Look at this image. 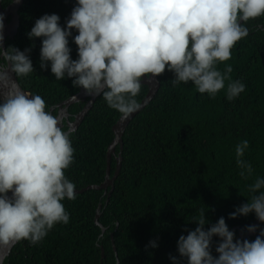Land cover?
I'll list each match as a JSON object with an SVG mask.
<instances>
[{"label":"trees","instance_id":"1","mask_svg":"<svg viewBox=\"0 0 264 264\" xmlns=\"http://www.w3.org/2000/svg\"><path fill=\"white\" fill-rule=\"evenodd\" d=\"M9 2L2 0V6ZM75 5L76 0H23L18 31L5 41L6 48L30 49L35 72L17 80L30 94L41 96L48 111L80 88L73 86L71 78L56 80L50 66L41 69V38L29 39L27 33L44 14H57L63 27ZM245 26L248 36L236 42L231 59L216 65L222 73L226 65L232 67L225 89L209 96L199 93L191 81L173 85L174 73L166 67L158 76L155 97L124 131L121 167L108 202L102 189L75 194L74 200L66 198L62 203L69 222L55 224L36 244L17 242L4 264H172L171 257L187 264L179 256L177 241L195 230L193 220L201 211L209 222L205 230L223 217L235 233L234 242L239 232L246 234V227L257 220L254 213L235 219L229 214L251 201L254 194L249 186L257 177L264 178V16L248 20ZM77 34L72 30V37ZM72 37L69 47L75 60L77 46ZM236 80L245 90L228 100L227 84ZM147 90L142 84L135 97L139 103ZM82 106L79 102L70 105V120ZM121 115L99 95L76 132L70 134L73 162L64 172L75 189L104 181L107 149L114 137L111 128ZM242 140L249 142L243 159L253 169L246 177L240 175L236 162V146ZM118 153L116 145L110 159L111 176ZM99 204L98 221L105 228L102 234L94 219ZM260 228L264 223L244 239L254 241ZM150 241L157 247L151 248ZM219 242L214 236V257H218L215 248Z\"/></svg>","mask_w":264,"mask_h":264},{"label":"clouds","instance_id":"2","mask_svg":"<svg viewBox=\"0 0 264 264\" xmlns=\"http://www.w3.org/2000/svg\"><path fill=\"white\" fill-rule=\"evenodd\" d=\"M264 16V0H76L70 17L61 27L57 14L36 19L27 33L41 38L40 67L50 66L55 79L71 78L74 87L90 95H102L107 105L124 118L136 112L135 97L143 80L174 73L173 85L192 82L196 90L214 96L225 89L232 72L222 73L217 62L231 59L236 42L248 36L245 22ZM0 14V45L4 36ZM72 30L78 32L72 37ZM69 37L77 46L71 58ZM30 49L0 46V246L21 240L40 242L57 223L67 224L62 203L74 200L75 184L64 170L73 162L70 132L63 121L46 110L39 95L21 91L13 80L35 72ZM151 74V75H149ZM245 90L239 80L227 84V99ZM31 97V98H29ZM247 140L236 146L240 175L252 174L243 159ZM251 201L237 207L230 219L254 213L264 223V178L249 186ZM11 193V196L8 193ZM201 211L197 227L177 241V251L187 264H264V228L254 241L236 239L225 219L209 223ZM249 225L246 231H257ZM220 242L211 254L213 237ZM156 248L157 243L150 241ZM172 264H179L171 257Z\"/></svg>","mask_w":264,"mask_h":264},{"label":"water","instance_id":"3","mask_svg":"<svg viewBox=\"0 0 264 264\" xmlns=\"http://www.w3.org/2000/svg\"><path fill=\"white\" fill-rule=\"evenodd\" d=\"M23 0H10V2L6 5V6H2V0H0V14H2L4 16V29H3V42H2V47H5V41L7 38H13L17 31H18V27H19V14H18V10L22 4ZM151 75V74H149ZM13 80L16 82L17 87L27 93L30 94L27 90L23 89L18 80L17 77L13 74L12 76ZM142 84L147 86V93L145 95V97L142 99V101L139 103L140 107L139 109L130 114L127 118H124L122 115L117 119V121L113 124L112 126V132L114 134L113 140L110 143V145L108 146L107 149V159H106V170H105V176H104V181H102L100 184H91L88 185L85 188L82 189H74L75 194H80L83 193L86 190L89 189H97V190H104V193L107 194V199L106 202H108L109 196L113 190L114 187V181L116 179V177L119 174L120 171V167H121V152L123 149V140H122V136L124 134V131L127 127V125L130 123V121L134 118V116L141 111L156 95L160 83L158 81V77L152 78V79H146L143 80L142 78ZM32 95V94H30ZM99 95H90L87 94L83 91L82 88H80V90L73 96L65 99L64 101H62L61 103L57 104L56 107H58V110L60 112V114L58 115L60 118L62 115L66 116L67 114V109L71 104H74L75 102L79 101L80 99H84V98H89L87 103L84 105L83 109L75 115L73 122L70 123L71 129L72 130H76L77 127L80 125V123L82 122L84 116L87 114V112L91 109L95 99L98 97ZM31 98V97H29ZM3 102V95L2 92H0V103ZM116 145H119V153L117 155V159H116V167H115V171L113 173V175L111 176L110 172V159H111V154L114 153V148ZM9 196H11V193H8ZM100 208H101V204L98 205L97 209H96V214H95V223L101 228V234L105 231V228L99 223L98 219L100 216ZM260 221L256 220L252 223V225H256L259 226ZM258 228V227H257ZM256 232V231H255ZM255 232L249 233L247 232L246 234H242L241 232H239L238 237L236 239H244L246 237H250L252 236ZM111 240H112V235H111ZM15 245V244H14ZM14 245H10L7 247H3L0 246V264H3L5 258L10 254L12 248ZM113 250L115 251V247L113 245ZM116 255V259H117V254L115 252ZM104 257V250L101 248V258ZM101 263V262H100ZM116 264H118V261L116 262Z\"/></svg>","mask_w":264,"mask_h":264},{"label":"flooded vegetation","instance_id":"4","mask_svg":"<svg viewBox=\"0 0 264 264\" xmlns=\"http://www.w3.org/2000/svg\"><path fill=\"white\" fill-rule=\"evenodd\" d=\"M88 99H89V98L86 97V98H84V99H80L79 101L75 102V103H78V102H79V103H82L83 106L79 109L78 112H76L75 114H73V119H72V120L69 119L70 114H69L68 109H69L70 106H69L68 109H67V114H66V116H64V115L61 116V119H62V121H63L62 127L64 128L65 131H69L70 134L73 133V132H76L77 129H76L75 131L72 130V129H71V126H70V123L73 122L75 115L78 114V113L83 109V107H84V105L87 103ZM60 103H61V102H60ZM58 104H59V103H58ZM71 105H72V104H71ZM53 110H55V114H54V116H58V115L60 114V112H59V110H58V107H56V106H51V107L49 108V111L51 112V114L53 113ZM77 128H78V127H77ZM3 264H4V262H3Z\"/></svg>","mask_w":264,"mask_h":264}]
</instances>
